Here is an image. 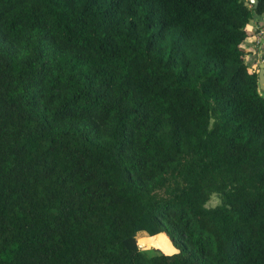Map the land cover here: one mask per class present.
<instances>
[{
  "label": "trees",
  "instance_id": "16d2710c",
  "mask_svg": "<svg viewBox=\"0 0 264 264\" xmlns=\"http://www.w3.org/2000/svg\"><path fill=\"white\" fill-rule=\"evenodd\" d=\"M263 13L0 0V264H264Z\"/></svg>",
  "mask_w": 264,
  "mask_h": 264
},
{
  "label": "crops",
  "instance_id": "0c3cea01",
  "mask_svg": "<svg viewBox=\"0 0 264 264\" xmlns=\"http://www.w3.org/2000/svg\"><path fill=\"white\" fill-rule=\"evenodd\" d=\"M261 24H264V13L261 16L251 17L245 25L246 36L241 43L245 52V59L248 60L251 69H258V63L264 58V40L262 43H256L254 40V30L256 26Z\"/></svg>",
  "mask_w": 264,
  "mask_h": 264
},
{
  "label": "rangeland",
  "instance_id": "374dc122",
  "mask_svg": "<svg viewBox=\"0 0 264 264\" xmlns=\"http://www.w3.org/2000/svg\"><path fill=\"white\" fill-rule=\"evenodd\" d=\"M262 42H259V43H262ZM263 59L264 58H262L261 60ZM259 90L260 92H264V89L259 88ZM215 202H216V197L211 196L209 200L207 201V204H213ZM138 237H139L138 243L143 245L144 247H157L158 250L166 252V253L175 251L178 248V245L176 246L175 244H173L163 231H160L152 235H149V234L140 235V233H138Z\"/></svg>",
  "mask_w": 264,
  "mask_h": 264
},
{
  "label": "water",
  "instance_id": "95a60500",
  "mask_svg": "<svg viewBox=\"0 0 264 264\" xmlns=\"http://www.w3.org/2000/svg\"><path fill=\"white\" fill-rule=\"evenodd\" d=\"M250 1L252 2V5L254 6L256 3V0H250ZM257 82L260 88L264 87V84H263L264 83V59L258 63Z\"/></svg>",
  "mask_w": 264,
  "mask_h": 264
},
{
  "label": "built area",
  "instance_id": "2783aa9c",
  "mask_svg": "<svg viewBox=\"0 0 264 264\" xmlns=\"http://www.w3.org/2000/svg\"><path fill=\"white\" fill-rule=\"evenodd\" d=\"M254 40L256 43L264 40V24L256 26L254 30Z\"/></svg>",
  "mask_w": 264,
  "mask_h": 264
}]
</instances>
